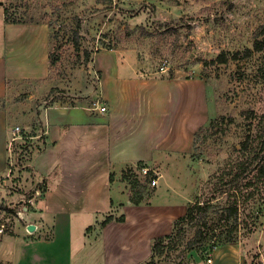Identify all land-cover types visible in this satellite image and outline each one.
<instances>
[{
    "label": "rangeland",
    "instance_id": "obj_1",
    "mask_svg": "<svg viewBox=\"0 0 264 264\" xmlns=\"http://www.w3.org/2000/svg\"><path fill=\"white\" fill-rule=\"evenodd\" d=\"M0 5L11 17L49 24L55 58L45 80L9 96L11 111L18 114L13 125L21 126L22 136L34 137H21L9 152L0 183V223L32 190L31 162L44 144L53 105L92 106L100 98L85 91L97 92L100 83L93 55L119 50L145 72L166 66L168 76L199 78L208 93L207 119L176 167L170 160L163 169L156 191L183 195L188 206L197 202L200 208L165 239L158 261L189 264L207 261L215 250L235 249L247 264H263L264 173L257 172L264 167V49L253 43L264 23V0H0ZM247 156L241 164L252 171L235 179ZM147 190L146 200L156 194ZM199 230L203 236H196Z\"/></svg>",
    "mask_w": 264,
    "mask_h": 264
},
{
    "label": "crops",
    "instance_id": "obj_2",
    "mask_svg": "<svg viewBox=\"0 0 264 264\" xmlns=\"http://www.w3.org/2000/svg\"><path fill=\"white\" fill-rule=\"evenodd\" d=\"M50 53L49 24L9 22L0 5V97L5 101L0 106V183L9 168L13 127L19 125H13L18 114L11 111L9 96L49 76ZM110 53L93 55L100 83L97 92L85 90L102 99L105 113L79 101L53 105L44 144L31 162L35 176L45 179L44 194L27 219L0 234V264H146L153 240L170 234L174 221L186 213L190 200L185 202V196L156 191L163 169L170 160L176 167L207 119L205 83L145 72L128 52ZM140 162L162 171L150 188L154 197L136 204L130 199V174ZM108 215L114 218L103 225ZM120 215L124 220H117ZM31 224L35 229L28 231ZM238 252L215 250L212 264H247Z\"/></svg>",
    "mask_w": 264,
    "mask_h": 264
},
{
    "label": "built area",
    "instance_id": "obj_3",
    "mask_svg": "<svg viewBox=\"0 0 264 264\" xmlns=\"http://www.w3.org/2000/svg\"><path fill=\"white\" fill-rule=\"evenodd\" d=\"M167 71L166 66H162L159 72L165 73ZM98 76V74H97ZM99 77V76H98ZM100 81V77H99ZM54 98V96H53ZM92 109L98 110L101 113H105L107 111V106L106 104L102 101L101 98H97L93 101ZM45 133V132H44ZM21 137H26L29 138L28 134L22 136L21 134V126L20 125H15L13 127L12 131V137L10 139V146H9V152H14L16 150V146L18 143V139ZM27 144L23 145L22 147H25ZM132 177L136 176L140 179L142 183H146L149 188L155 187L158 183V179L160 176L159 171L155 168L152 167L146 163H137L131 168V174ZM44 184H45V179L42 176H35V180L32 186V190L28 193L27 198L21 202V205L19 208L16 209V212L10 213V216L5 218L0 223V234L9 232L13 229H15L16 225L18 222H20L23 219H27V213L30 209L31 205H34L36 202V198H40L44 194ZM38 201V199H37ZM12 214V215H11ZM30 231V229H27ZM207 262L212 264L213 263V255L210 254L207 258ZM189 264H194V262H190ZM264 264V260H263Z\"/></svg>",
    "mask_w": 264,
    "mask_h": 264
},
{
    "label": "trees",
    "instance_id": "obj_4",
    "mask_svg": "<svg viewBox=\"0 0 264 264\" xmlns=\"http://www.w3.org/2000/svg\"><path fill=\"white\" fill-rule=\"evenodd\" d=\"M5 16H6V20L9 22H20V21H22L21 19L11 17L9 14V10L6 8H5ZM253 48L256 50L264 49V23L259 27L258 36H256V38L254 40ZM50 61H51V64H52V61H53V63L55 62V58H53V60L51 59V53H50ZM4 105H5L4 98L0 97V106H4ZM245 149L247 150L250 148L245 147ZM250 151H253V153H257V152H255V148L254 149L251 148ZM249 155H251V154H249ZM247 158H248V156L246 158H243L244 160L243 159L240 160V164H239L240 167L243 166L241 163L245 162ZM245 171H248L247 173H249L252 170L250 169V167H248V170H247V168L242 167V171L235 174V176H236L235 179H239L240 173L241 172L244 173ZM261 173H264V167L263 166L259 168L257 175H261ZM124 176L126 177V174H124ZM130 182H131V191H132L131 197H130L131 201L133 203H136V204L143 202L144 199L146 198V196L144 195L143 192L145 189H148L147 191H149L150 190L149 186H147L146 183H142L140 181V179L136 176L132 177L130 179ZM247 184L249 186L253 185L252 178L250 180H248ZM249 193H250V195H252L253 191H250ZM198 208H200V204L197 202L195 204H191L190 206H188L186 213L184 215L178 217L174 221L173 231L170 234L158 236L153 240V254H152L151 258L146 262V264H155L158 261V259H157L158 255L161 254L165 248V243H166L165 239L170 238L172 233L174 232V230L175 231H176V229L180 230L182 228L183 224H185L189 221H192L196 216V211ZM231 212H232V214H236L238 212V208H236V207L232 208ZM113 218L114 217L112 215H108L105 218V220L102 221V224L105 225L106 223L111 221ZM124 218H125L124 215H120L117 217V220L121 221V220H124ZM196 236H203V232L200 230L197 231ZM198 238H199L198 241L202 240V237H198ZM231 239L232 238L230 237L229 240H231Z\"/></svg>",
    "mask_w": 264,
    "mask_h": 264
},
{
    "label": "water",
    "instance_id": "obj_5",
    "mask_svg": "<svg viewBox=\"0 0 264 264\" xmlns=\"http://www.w3.org/2000/svg\"><path fill=\"white\" fill-rule=\"evenodd\" d=\"M29 229H30V230H34V229H35V225H34V224H31V225L29 226Z\"/></svg>",
    "mask_w": 264,
    "mask_h": 264
}]
</instances>
